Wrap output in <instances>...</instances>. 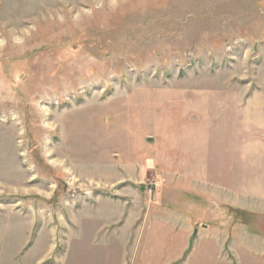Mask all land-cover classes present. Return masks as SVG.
Wrapping results in <instances>:
<instances>
[{
  "label": "rangeland",
  "instance_id": "rangeland-1",
  "mask_svg": "<svg viewBox=\"0 0 264 264\" xmlns=\"http://www.w3.org/2000/svg\"><path fill=\"white\" fill-rule=\"evenodd\" d=\"M258 88L264 0H0V264L184 258Z\"/></svg>",
  "mask_w": 264,
  "mask_h": 264
},
{
  "label": "crops",
  "instance_id": "crops-1",
  "mask_svg": "<svg viewBox=\"0 0 264 264\" xmlns=\"http://www.w3.org/2000/svg\"><path fill=\"white\" fill-rule=\"evenodd\" d=\"M260 97L262 103L253 105ZM244 109L253 136L244 156L239 142V177L243 159L247 158L248 182L241 186L234 181L226 189L231 199L221 196L223 202L202 203L199 217L193 219L187 209L184 239L189 238V244L185 256L179 259L176 253L167 264H264V92L260 88L252 92L243 108H238ZM197 207L190 209L195 213ZM120 264L125 263L121 260Z\"/></svg>",
  "mask_w": 264,
  "mask_h": 264
}]
</instances>
